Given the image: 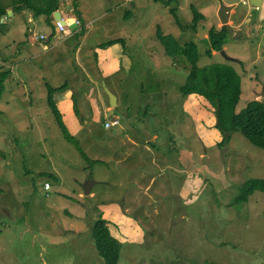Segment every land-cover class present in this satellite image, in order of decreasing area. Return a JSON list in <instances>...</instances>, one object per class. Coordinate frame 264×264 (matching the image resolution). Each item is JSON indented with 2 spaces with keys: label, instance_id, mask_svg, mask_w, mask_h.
Segmentation results:
<instances>
[{
  "label": "rangeland",
  "instance_id": "1",
  "mask_svg": "<svg viewBox=\"0 0 264 264\" xmlns=\"http://www.w3.org/2000/svg\"><path fill=\"white\" fill-rule=\"evenodd\" d=\"M230 3H238L236 18L242 22L224 50L232 62L222 53L209 58L205 39L221 21V7ZM192 6L206 15L197 32L190 29ZM170 8L176 9L181 27ZM242 9L249 7L241 0H175L171 7L156 0H80L79 19L84 33L92 28L88 48L104 38L124 39L137 52L141 46L135 45L152 48V53L166 51L159 31L181 46L195 43L199 68L230 66L242 78L238 112L250 101H264V48L258 46L264 10L251 8L247 24ZM4 19L10 29L27 21L19 14ZM25 29L31 30L30 38L0 32V61L7 62L0 74L10 72L0 93V264H105L92 240L99 219L123 246L118 264H264V193L235 205L244 182L264 179V150L240 133L221 149L223 134L216 127L215 110L199 98L191 106L192 97L179 93L168 99L174 123L166 119L164 104L165 112L157 109L160 93L151 95L147 102L153 108L144 127L148 135H142L139 145L117 127L104 130V119L115 118L134 136L146 115L133 117L134 126L123 105L105 116L99 110L101 101L108 103L104 87L120 99L123 89L102 78H85L78 85L84 90L74 86L69 73L74 71L70 62L76 65L74 42L54 49L56 28L44 20ZM40 34L47 37L46 44L38 42ZM167 59L179 72L169 87L179 92L190 66L184 59ZM64 83L70 87L56 97L64 123L74 117L72 135L102 165L88 164L64 139L48 106L47 85ZM155 134L159 139L149 142ZM89 180L94 184L86 196L83 185Z\"/></svg>",
  "mask_w": 264,
  "mask_h": 264
},
{
  "label": "trees",
  "instance_id": "2",
  "mask_svg": "<svg viewBox=\"0 0 264 264\" xmlns=\"http://www.w3.org/2000/svg\"><path fill=\"white\" fill-rule=\"evenodd\" d=\"M156 2H162L167 7H171L175 0H156ZM6 3L7 6L0 0V32H3L5 29L1 21L7 16L9 8H12L17 13L29 11L34 14L36 19L45 17L46 23L50 24L54 13L59 11L61 7L60 0H6ZM71 5L73 14L79 19L80 0H72ZM192 10L194 13V21L190 29L196 32L198 24L203 20V16L194 6H192ZM170 11L181 27L176 9L170 8ZM126 16L128 19L131 14ZM84 35L85 33L81 28L79 37H83ZM232 36V28L230 27L211 29L208 35L209 51L206 55L212 58L213 54L222 53L232 39ZM157 38L164 46L167 57L171 59H184L189 64L191 69L190 73L185 83L180 86L179 92L183 97L191 95L202 97L215 110L217 116L216 127L223 134V139L219 143V147L221 149L226 148L231 144L233 135L240 133L252 145L264 150V101H250L242 111L237 112V106L242 94V78L233 68L219 64L199 68L200 54L198 46L195 43H188L181 46L174 37L166 36L162 31H159ZM114 44H125V42L112 41L101 45L100 48L104 49ZM9 76L10 72L8 73L7 71L0 74V93L4 91V84L9 79ZM67 87V83L58 88L47 85L48 106L56 119V123L64 139L77 149L88 164L102 165V161L92 160L87 155L80 141L71 134L64 123V116L58 107L56 97L64 92ZM76 113L80 115L79 110H76ZM0 154L2 153L0 152ZM45 175L49 178L56 179L54 174L46 173ZM256 192L264 193V179H249L244 182L236 197L235 205L248 203L251 196ZM1 193L2 190L0 189ZM92 240L98 256L105 264H118L120 262L123 246L112 236L104 220L99 219L94 223L92 227Z\"/></svg>",
  "mask_w": 264,
  "mask_h": 264
},
{
  "label": "crops",
  "instance_id": "3",
  "mask_svg": "<svg viewBox=\"0 0 264 264\" xmlns=\"http://www.w3.org/2000/svg\"><path fill=\"white\" fill-rule=\"evenodd\" d=\"M60 1H61V7L59 11L64 10V5H67L66 9H70L62 16L63 20H65L67 23L66 27L70 31V35L60 36L57 33V30L55 29L56 33L53 37L54 38L53 41L56 43V46H54L53 48L54 49L57 47L59 48L62 44L64 46L67 44H71V42H74V45H73L74 48L72 49L71 54L75 60L74 63H76L77 68L75 64L73 65L70 62V65H72L71 69H73L74 71H69V73L72 74L73 76L74 86H78L80 82L84 83V81L87 79H90L91 81V80H94L95 78H98V80L99 79L101 80L102 78L104 82L105 81L110 82L111 84L116 82V84L114 85L115 89H121V90L123 89V91H121L122 93L121 99L120 97H117L116 94L112 92L108 87L107 89L113 95L115 94L114 96L116 97V107L118 105H123V108L127 112V118L129 119V122L131 123V125L134 126L135 124L133 121H131L133 117L140 116V114L142 113L147 114L145 118L146 121L144 119L145 122L142 123L143 128L139 129V131H136L134 136H132V134L127 131V129L123 126V124L120 125V127L117 126L118 129L123 131V135L128 136L127 140L130 141L131 143L133 142L136 145H139V142L142 139L141 138L142 135H148V133L145 130L146 128L144 127H147L148 125L147 118L150 116L151 110L153 108V105H151L150 102H147L148 99L151 97V95L157 92L160 93L159 95L160 103L158 104L159 106L157 109L163 110V112H165V108L162 106V104H164L165 107L167 108L166 116L168 117L166 119H169V121L172 123L176 122L177 118L176 117L174 118V116H171L172 107L171 108L168 107V105L170 104L168 102V99L171 100L173 98L175 99L176 97L178 98L176 93H179L180 96L181 94L180 92L177 91L178 89H176L175 86H174L175 90L172 91L171 88L169 87L168 82L170 81L175 82L177 78H179V74H178L179 72L176 70H172V68L176 66L175 65L172 66L171 63L168 61L166 57L167 55L166 51H162L160 49L158 53L156 52L152 53V48L149 49V48H145L143 45H135V46H141L139 52H137L131 48V46H134V45L128 46L127 42L124 39L105 40L104 38L100 39L101 43L94 44L93 47L88 48L86 44H87V40L89 39L88 36L92 32V28L90 29L86 28L87 30L90 31V33H87V34L85 33L83 37H79L81 28H82V21H80L81 27L80 26L75 27V32L71 31L69 29L70 24L72 27H74L75 21L76 20L79 21V19L75 15H73V8L71 5L72 0H60ZM230 4L231 5L229 6L237 5V8L232 10L230 24L228 27L232 28V31H236V32L241 31L242 22H239L238 19L236 18L237 14L239 13V10H238L239 5L238 3H230ZM263 10H264V7L261 8L259 11L258 10L256 11L263 13ZM241 11L245 19H247L246 23L247 24L250 23V21L248 20V17H249V13H251L252 10L249 8L248 10L242 9L240 10V12ZM16 14H19L21 16V21L23 20V18H25L27 21L18 23V28L10 29L9 23L6 21V19L2 20L1 22L4 24V27H5L3 32H1L2 36L4 35L6 36L7 33L11 32L13 35H16V36H18L19 35L18 33H20V35L23 37L25 36V33H26L25 26L28 28L29 24H34L36 20H39V21L44 20L46 22L45 17H40L36 19L34 14L29 11H22L21 13H17L12 8H9L7 17H14ZM200 14H202L203 20H204L206 18V15L203 13H200ZM65 15H67V17H64ZM80 17H82L81 13H80ZM259 19L261 20L260 27H259L261 32L259 34L260 38L258 39V42H259L258 46L259 47L262 46V48H264V27H263L264 17L261 15ZM50 24H53L54 28H56L54 18L52 19ZM198 28H199V24H198ZM198 28H197V31H198ZM222 28H223V24L220 21L216 29H222ZM30 32L31 30L28 29V32L26 33L27 38H30L29 37ZM208 35L205 36V39L207 40H208ZM42 36L44 35L40 34V37ZM45 38H46V41H44L45 43L43 44H46L48 42L46 36ZM112 41H124L125 44H114L104 49L100 48L101 45H104ZM38 42H43V41L38 40ZM118 46H123L124 48L121 49ZM44 49L45 51L49 50L47 46H45ZM213 55H216V53ZM155 57H158V59L157 58L154 59ZM3 61L4 63H7L5 62V60ZM3 61H0L1 66L3 65ZM146 61L151 63L152 65L147 64ZM152 66L157 67V69H155ZM147 82H151V83L148 84ZM69 87L70 86L68 85L67 89ZM78 88H81L82 90L85 89V87L83 88L80 86H78ZM194 96L197 98H195ZM153 97L154 96H152V98ZM190 97L192 98L188 100V103H190L189 105L191 106L195 104L196 101H198V98L201 99L202 103H204L205 105H209L202 97H198L196 95H191ZM59 103L60 102L57 100V104ZM186 103L187 102H185L184 105ZM115 108H111L108 103H107V106H104V103L102 101L99 104V110L100 111L102 110V112L104 111L105 116L107 117H110L111 115H106V114H111V112ZM130 108H132V110H135V111L133 112ZM137 108L138 110H136ZM81 121L83 124V118H81ZM104 121H106V119H104ZM66 123H67V126H69L68 127L69 131H71V134H73L75 132V130L73 129V127H75L74 117H72V121H69L68 119ZM158 139H159V135L155 134L154 136L149 138V142H152ZM110 140L111 142L112 140H114L113 136H111Z\"/></svg>",
  "mask_w": 264,
  "mask_h": 264
},
{
  "label": "water",
  "instance_id": "4",
  "mask_svg": "<svg viewBox=\"0 0 264 264\" xmlns=\"http://www.w3.org/2000/svg\"><path fill=\"white\" fill-rule=\"evenodd\" d=\"M250 1V6L251 7H259L260 9L264 7V0H249ZM67 5H64V10L62 11H57L54 13L53 15V18L55 19V27H56V22L57 21H60L61 23L64 24V26H66V21L63 20L62 16L70 9H66ZM237 8V5H232V6H229V5H223L221 7V10H220V13H219V16H220V19H221V22L223 24V27H228L229 24H230V18H231V15H232V10ZM75 27H72L71 24L69 26V29L73 32H75ZM222 54L224 55V57H226L229 61H233V59L229 58L226 54L225 51L222 52ZM1 66V64H0ZM105 88V92L108 96V104L111 108H115L116 107V97L106 88ZM93 184L94 182L92 180H89L88 182H86L84 185H83V190H84V194L86 196L90 195L91 192H92V188H93Z\"/></svg>",
  "mask_w": 264,
  "mask_h": 264
},
{
  "label": "built area",
  "instance_id": "5",
  "mask_svg": "<svg viewBox=\"0 0 264 264\" xmlns=\"http://www.w3.org/2000/svg\"><path fill=\"white\" fill-rule=\"evenodd\" d=\"M129 2L134 1V0H128ZM242 5L244 6H248L250 9L254 8L250 6V1L249 0H241ZM255 10H260L259 7L254 8ZM75 26L78 27L80 26V22L78 20L75 21ZM56 30L57 33L60 36H69L70 35V31L68 30V28L66 26H64L63 23H61L60 21L56 22ZM40 41H46V38L44 36L39 38ZM104 130H110L111 128L120 126V121H118V119H106V121L103 122L102 124ZM44 189L46 191H49L51 189V184L49 182H46L44 184Z\"/></svg>",
  "mask_w": 264,
  "mask_h": 264
}]
</instances>
